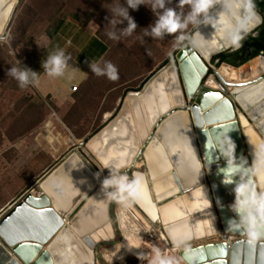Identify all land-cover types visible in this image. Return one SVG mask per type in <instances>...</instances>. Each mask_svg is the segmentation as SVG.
Masks as SVG:
<instances>
[{"label": "bare ground", "instance_id": "obj_1", "mask_svg": "<svg viewBox=\"0 0 264 264\" xmlns=\"http://www.w3.org/2000/svg\"><path fill=\"white\" fill-rule=\"evenodd\" d=\"M18 2L19 0H0V38L5 37ZM217 39L219 40V37ZM220 44L222 43H218L216 47ZM217 50L212 47L206 51L191 44L183 46L170 63L159 70L140 92L128 96L120 113L116 117L111 116L107 126L92 137L83 149L92 154L107 173L109 168L106 166L116 163L120 171L133 169V177L140 181L138 198L126 206H120L118 210L125 247L109 248L104 255L108 262L123 263L138 252L141 246H150V243L145 242L146 230H142L138 225L140 221L148 227L150 233L148 235L153 237L156 234L154 225L160 224L170 232L176 245L165 231L161 232L158 236L159 242L164 246L169 245L170 248L167 246L166 251L164 249L158 252L167 255L170 251L174 253L179 251L180 260L186 264L189 263L181 256V251L191 246L190 244L196 243L198 235L196 232L201 229L211 238H219L225 233L233 239L250 240L243 232L227 231L228 220L238 219L231 205L235 201V188L240 182V175H229L224 171L227 167L225 155L231 157L234 154L236 162H243L244 168L251 166L242 176V180L247 181L245 187L250 186L254 194L264 193V151H262L264 143L258 140L256 128L250 123L248 115H244L243 110L235 107L240 105V102L234 96V92L244 90V86L253 85L259 89L262 87L258 82L264 77V57L260 56L241 68L227 64L216 67V72L208 75L206 79L207 87L215 92L203 95L194 105H189L198 85L204 81L201 79L204 78L205 71L210 70L213 60L210 61L209 57ZM207 59L209 60L206 61ZM224 66L234 68L233 72L237 73L223 69V75L230 77V81L239 82L222 79L220 68ZM227 82L232 86H227ZM259 92L263 93L259 102L262 100L264 102V91L259 90ZM188 105L191 107L189 110L186 109L189 112L186 119L190 118L189 121L192 122V135L197 147L193 162L202 167L204 174L210 165H222L217 176L211 180L216 193L215 199L210 190L212 186L208 187L209 182L205 181L204 177V184L194 192L176 198L171 203L160 205L159 200H166L178 192L175 175L171 173L174 165L169 158L168 146L162 139H156L157 141L153 142L146 154L144 149L165 115ZM240 127L245 130L247 146ZM169 134L167 138L172 136ZM168 145L172 146L173 154L178 160L185 159L187 154L193 151L192 146L183 140L170 141ZM143 154L145 156L140 160ZM156 155L165 159L161 161L157 158L155 164ZM248 155L252 159L251 162ZM70 160L74 161L72 167L83 166L72 169L68 167ZM144 168L146 172L142 173ZM102 179L103 177L97 174H91L88 166L79 160L78 156H74L62 162L39 183V192L31 191L24 197L27 207L34 210L49 207L60 216L62 223L58 232L27 264H85L88 257L83 256V253L80 254L82 246L91 255L90 262L97 264L96 247L104 242L112 243L115 237L113 219L106 218L104 210V206L106 207L111 200H101L103 199L100 183ZM212 205L216 212L212 209ZM141 206L147 214L141 210ZM209 206L211 209L208 213L194 218V214L210 208ZM129 211H133L137 218H134ZM73 212L78 215L71 217ZM4 228L5 226L0 228L2 236H4ZM191 239L192 242L186 243ZM252 241L264 243V238ZM127 245L137 248L134 247L129 251ZM8 252L19 264H23L11 250Z\"/></svg>", "mask_w": 264, "mask_h": 264}, {"label": "rangeland", "instance_id": "obj_2", "mask_svg": "<svg viewBox=\"0 0 264 264\" xmlns=\"http://www.w3.org/2000/svg\"><path fill=\"white\" fill-rule=\"evenodd\" d=\"M119 2L123 3V0ZM110 3L111 0H20L16 5L6 35L0 42V210L18 203L31 191L39 192L38 184L73 154L88 166L92 174L103 178L109 175L92 154L78 149V143L87 142L101 132L107 126L106 115L116 117L128 96L140 92L186 45L187 38L176 41L175 34H166L162 39L144 35V29L156 19L146 5L128 10L137 24L131 36L120 40L109 39L105 31L111 16L108 10L112 6ZM168 6L177 7V0H172ZM187 11L185 5L184 12ZM64 24L67 28L71 25L78 30H88L101 39L107 45V51L100 62L111 61L117 68L118 78L110 80L92 73L74 92L73 100L63 109H58L50 97L43 99L31 85L18 87L17 82L7 75V70L12 65H18V61L22 66L29 67L48 48L44 41L52 43L57 33L69 37L64 34V31H69L63 30ZM126 25L127 21H124L115 29L118 31ZM191 29L190 25L186 32H191ZM37 43L45 44L46 48ZM211 65L214 69L219 67L213 61ZM223 69L237 73L233 72L234 68L224 66L220 68L222 79L239 82L230 81V77L223 75ZM211 70L210 75L213 74ZM206 82H202L201 89L206 88ZM235 107L241 109L237 105ZM122 172L132 178L133 172ZM145 172L144 168L142 173ZM111 204L115 237L112 243L104 242L96 247L97 264H112L104 257L106 251L124 245L118 217L121 205ZM129 212L137 218L133 211ZM138 225L147 231H144V238L150 246H141L138 251H142L141 259L136 252L117 264H152L154 251H166L167 246L170 248L159 242L158 236L164 232L160 224L154 225L157 231L154 230L155 237L148 235V227L143 222ZM217 241L220 237L207 239L204 243ZM164 256L171 258L174 264H186L180 260L179 251H170Z\"/></svg>", "mask_w": 264, "mask_h": 264}, {"label": "water", "instance_id": "obj_3", "mask_svg": "<svg viewBox=\"0 0 264 264\" xmlns=\"http://www.w3.org/2000/svg\"><path fill=\"white\" fill-rule=\"evenodd\" d=\"M255 10L260 17V20L255 24V26L247 34V36L257 31L259 27L264 23V15L258 10L256 4ZM193 32H195L192 34L193 38L197 41H202L205 45L201 47L202 49L206 51L208 49H211L212 47L218 49L217 51L212 52L211 56L209 57L210 61L224 52H227L229 50H237L241 47L242 41L240 42L239 47H234L231 44L230 40L225 36V34L222 31L216 32L215 28L212 25H200L197 29H193ZM201 35L208 40L205 41ZM217 37H219V40L217 39ZM1 41H3V38H0V42ZM220 42L222 44H220L219 47H216V45ZM189 44L190 43L187 39L186 45ZM176 55H174V57ZM209 59H207L206 61H208ZM169 63L163 66L160 70L165 68ZM213 71L214 73L216 72L215 69H213ZM207 73L208 71H205L204 77ZM153 77L151 79H153ZM151 79L148 82H150ZM203 79H201V81ZM202 82L198 85V88L194 93L195 96H192L191 98V100H194L193 102L191 101L192 103L190 102L189 105H194L199 99L203 97V95L214 93V91H212L210 87H207V85H204L206 86V88L201 89ZM258 83L261 84L260 86H262L260 89L253 85L246 87L244 86V90L235 91L234 96L236 97V99H239L241 106H238L243 110V114L248 115L247 117L250 123L253 124L256 128L255 131L258 134V140L264 143V102H262L263 100L259 102L260 98L263 97V93L259 92V90L264 91V77H262ZM226 84L227 86H232L231 83L227 82ZM244 94L246 95L244 96ZM189 105L187 107L177 108L176 110L171 111V113L166 114L165 117L160 121V124L154 131L152 137H150L144 149V154H146L147 152H149V148L153 144V142L157 141L156 139H162L168 146L169 158L171 163H173L174 165V169H172L171 173H174L175 175V182L178 186V192L177 194L167 198L166 200H159L158 204L160 205L171 203V201L175 200L176 198H182L184 195H188L194 192L195 189L201 187L204 184V177L205 181L209 182L208 187H210V185L212 186L210 190L211 192H213L215 199L216 193L214 191L213 184H211V180H213L217 176V173L219 172L222 165H210L206 168V174H204L202 167L196 165L193 162V159L196 156L197 147L196 141L194 140L192 135V122L189 121L190 118L189 120L186 119L187 116H189V112L187 110H189L191 107ZM246 111H248V113ZM240 129L242 137L245 140V145L247 146L245 130H242L241 127ZM168 134L172 135L171 137H169L170 139L167 138ZM177 140L186 141L192 146L193 151L191 153H188L185 159L178 160V158H176L173 154L172 146L168 145L170 141L175 142ZM88 141L79 144L77 146L78 149L83 150L84 148H86ZM144 154L143 157L145 156ZM74 156L77 155L73 154L72 157ZM156 156L154 157L155 164L157 163V158H160L161 161L165 159L162 156ZM248 156L250 160L251 157L250 155ZM78 159L81 160L79 157ZM251 161L252 159L250 160V162ZM89 172H91L90 169ZM130 172H133V169H130ZM133 176L134 175L132 174V177ZM39 185L40 184H38V186ZM25 203L26 199L24 198L18 203L12 204L0 215V228L2 226H5L3 230L4 236H2L0 233V264H19L17 259L13 258L8 250H11L12 253L23 264H27L33 257L40 253L41 247L49 242V240L58 232V229L62 225L60 216L57 215V213L53 209L47 207L34 210L30 207H27ZM111 203L112 201L108 205H106V207L104 206V210L105 217L112 220L113 218L111 216ZM210 209L211 207L206 210L197 212L196 214H194V218L204 216L205 213H208L210 211ZM212 209L216 212L213 205ZM141 210L145 214H147V212L144 210V207L141 206ZM72 215L71 217H76L78 213L73 212ZM219 225L220 229L222 230L223 227L221 228L220 221ZM163 229L167 233L169 238H171L172 243L176 245L173 235H171V233L168 232L165 228ZM168 233H170V235ZM196 233L198 234L196 236V243L190 244L191 246H187L181 251V256L189 264H264L263 242L244 240L240 238L233 239L232 237L227 236L225 233H222L220 235V241L205 244L204 242L207 239L212 238L209 237V235H207L206 232L203 231V229L197 231ZM192 241L193 239L187 241L186 243H190ZM81 249L82 250L80 251V254L83 253V256L88 257V259L85 261V264H93L92 262H90L91 255H89V252L84 249L83 246L81 247ZM45 252H43V254Z\"/></svg>", "mask_w": 264, "mask_h": 264}, {"label": "clouds", "instance_id": "obj_4", "mask_svg": "<svg viewBox=\"0 0 264 264\" xmlns=\"http://www.w3.org/2000/svg\"><path fill=\"white\" fill-rule=\"evenodd\" d=\"M171 2L172 0H123V3H120L119 0H111L112 6L108 8L111 16L106 25L108 26L105 31L106 36L112 40L131 36L137 28V24L129 15L128 10L129 8L135 10L140 5L150 7L156 17L154 23L144 29V35L162 39L166 34H175L174 40L180 41L187 38L189 43L195 47L205 46L202 41H197L192 36L198 31L193 32V29H197L200 25H212L216 32L222 31L234 47H239L240 42L260 20L255 10L254 0H177V7L168 6ZM185 5L188 8L187 12H184ZM124 21H127V25L117 31L115 26ZM190 25L192 26L191 32H186ZM204 40L208 39L204 38ZM37 44L46 48L45 44ZM260 56L264 57V55ZM70 59L71 56L66 54L63 48H56L49 52L47 58L42 62L44 73L50 77L63 76L65 69L69 66ZM18 62V65H12L7 70V75L13 78L20 88L29 85L36 86L39 74L27 66H22L20 61ZM214 63H219V60ZM210 67L214 74V68L212 65ZM89 68L96 76H105L110 80L118 78L117 68L111 61H92ZM210 70L204 77V81L210 75ZM225 157L227 158V167L224 171L229 175H240V182L235 188V201L231 205V209L237 214L238 219L228 220L227 231L243 232L250 240L264 238V193L254 194L250 186L245 187L247 181L242 180V176L245 174V170L250 169L251 166L244 168L243 162H236L234 154L231 157L226 155ZM73 163L74 161L70 160L68 167H72ZM80 167H72V169ZM106 167L109 168V175L100 182L103 194L101 200H111L122 207L134 202L139 196V179L129 178L119 170L116 163ZM122 247L125 246L122 245ZM134 247L136 246L127 245L129 251ZM136 255L141 259L142 251L137 252ZM152 264H174V261L160 252L154 251Z\"/></svg>", "mask_w": 264, "mask_h": 264}, {"label": "crops", "instance_id": "obj_5", "mask_svg": "<svg viewBox=\"0 0 264 264\" xmlns=\"http://www.w3.org/2000/svg\"><path fill=\"white\" fill-rule=\"evenodd\" d=\"M66 25L63 30H69L67 32L64 31V34L66 35L67 33L69 37L57 33L53 36L52 43L44 41L48 48L41 52L38 59L29 65V68L39 74L38 84L36 86L31 85V87L43 99L50 97V100L58 109H63V107L73 100L74 92L92 74L89 64L92 61L100 62L107 51V45L88 30H78L75 26L72 27L71 25H68L70 28H67ZM56 48H63L65 53L71 56V59L63 76L50 77L44 73L45 70L42 67V62L47 58L48 53L54 51ZM111 116L113 115H106V124ZM6 209L0 210V215Z\"/></svg>", "mask_w": 264, "mask_h": 264}, {"label": "trees", "instance_id": "obj_6", "mask_svg": "<svg viewBox=\"0 0 264 264\" xmlns=\"http://www.w3.org/2000/svg\"><path fill=\"white\" fill-rule=\"evenodd\" d=\"M255 4L258 10L264 15V0H255ZM260 55H264V23L257 31L249 34L242 40L239 49L229 50L216 56L214 62L219 60L218 65L226 63L232 67L241 68Z\"/></svg>", "mask_w": 264, "mask_h": 264}]
</instances>
